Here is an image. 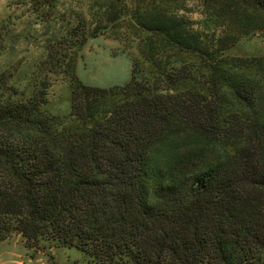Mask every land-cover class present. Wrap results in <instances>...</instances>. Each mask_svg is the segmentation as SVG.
I'll use <instances>...</instances> for the list:
<instances>
[{"label": "trees", "instance_id": "obj_1", "mask_svg": "<svg viewBox=\"0 0 264 264\" xmlns=\"http://www.w3.org/2000/svg\"><path fill=\"white\" fill-rule=\"evenodd\" d=\"M59 1H30L34 28ZM62 16L22 69L0 22V241L19 234L31 256L75 247L89 264H264V54L229 52L264 34V0H106ZM121 21L138 53L129 80L83 83L82 47ZM58 77L65 115L45 109Z\"/></svg>", "mask_w": 264, "mask_h": 264}, {"label": "rangeland", "instance_id": "obj_2", "mask_svg": "<svg viewBox=\"0 0 264 264\" xmlns=\"http://www.w3.org/2000/svg\"><path fill=\"white\" fill-rule=\"evenodd\" d=\"M30 1L0 0V22L9 15V28L12 29L5 42L6 56L11 64L19 68H27L34 61L38 46L63 27L62 12L68 8L78 10L86 2L97 8L106 0H60L55 8L57 15L49 23L39 25L37 29L33 27L32 12L35 7ZM193 7L191 17L197 18L198 13L195 9H201L199 1L197 4L194 3ZM230 30H233L232 27ZM131 33L132 28L121 21L110 27L108 34L89 40L82 47L81 56L76 60L78 78L85 84L97 87L127 82L130 78L131 58L138 57L135 46H132L131 39L134 33ZM113 35L119 37L114 39ZM229 52L240 55L264 54V34L257 31L254 35L241 36ZM69 91L68 80L58 77L48 89V103L45 109L52 113L67 114ZM0 264H89V262L86 254L75 247H51L44 252H35L31 256V250L24 248L20 235L12 234L0 241Z\"/></svg>", "mask_w": 264, "mask_h": 264}]
</instances>
